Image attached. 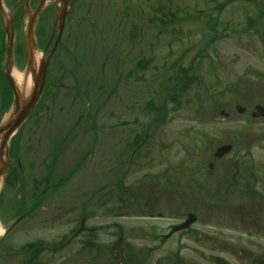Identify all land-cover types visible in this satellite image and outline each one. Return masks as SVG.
<instances>
[{
  "label": "flooded vegetation",
  "instance_id": "af4514ba",
  "mask_svg": "<svg viewBox=\"0 0 264 264\" xmlns=\"http://www.w3.org/2000/svg\"><path fill=\"white\" fill-rule=\"evenodd\" d=\"M228 2L252 8L257 16L252 21L249 15L246 21L264 24V0ZM174 8L173 0H0V124L14 102L9 79L27 83L28 36L35 41L37 63L46 66L40 100L11 138L8 158L4 156L8 163L0 169V264H43L48 250L41 232L47 227L58 231L49 244L60 264H75L80 241L83 247L89 245L95 200L102 199L103 206L98 207L110 211L106 164L125 163L127 146H135L143 136L138 134L140 120L127 115L130 105L126 104L135 103L132 109L143 116L139 107L143 98L150 96L154 103L158 96V41L175 35ZM137 51L147 54L139 58ZM234 87L238 86H229ZM257 102L248 113L245 108L238 115L248 114V123L264 121L253 117L258 107L264 108V96L258 95ZM220 115L238 122L232 114ZM249 131L219 129L217 143L203 131L202 163H168L162 179L168 185L171 213H175L176 185L181 184L182 208L191 193L205 200L201 208L184 209L180 224L190 214L199 219L212 215L215 223L198 227V222L166 240L159 234L156 242L165 244L182 235V246L207 264L211 255L230 264H253L254 258L264 261V160H254L255 148L264 146V134L257 139ZM128 136L133 143H126ZM147 139L145 135L143 141ZM223 146L232 149L220 158L216 155ZM116 152L115 162L105 157ZM86 163H102L103 170L96 171L93 165L84 175ZM126 176L127 172L121 179ZM99 177L102 188L84 190V182ZM208 201L213 208L206 214Z\"/></svg>",
  "mask_w": 264,
  "mask_h": 264
},
{
  "label": "rangeland",
  "instance_id": "374dc122",
  "mask_svg": "<svg viewBox=\"0 0 264 264\" xmlns=\"http://www.w3.org/2000/svg\"><path fill=\"white\" fill-rule=\"evenodd\" d=\"M174 1L176 6H182L184 2L189 6L186 15H181L183 11H180L177 17L178 21L183 19L187 23L175 25L178 29L174 33L175 39L158 41V73H155L159 76V97L152 99L158 101L157 105L154 103V107L166 112L167 116L163 120L160 119V113L156 118V113L151 112L149 116L144 110L143 116H140L139 112L132 109L137 107L135 103L126 104L127 107L130 105L127 115L141 122L138 134L141 133L143 137L146 135L148 139L145 142L139 139L135 146H127L125 163L106 164L107 170L109 169L107 176L110 184L111 212H103L101 207H98L103 206L102 199L95 200V214L90 217L89 222L95 232L88 236L91 237L90 244L94 247H83V242L80 241L75 264H115L119 238H123L124 264H207L205 261L199 262L201 260L191 250L182 246V243H185L182 235L165 244L156 242L159 234L169 233L172 225L181 222L184 209L201 208V203L205 200L191 193L186 207L182 208L185 191H182L181 184L176 185L172 201L175 208L173 215L171 208L169 209L168 185L162 175L165 174L168 163L202 161L198 147L203 131L207 133L208 139L214 140L217 139V130L231 127L250 128L249 132L253 134L251 137L257 139L264 134V121L248 123L247 120L251 119L248 114L241 117L236 111V106L242 105L247 108L248 113L258 103V95L264 96V92H257L264 91V34H257L255 29L245 30L251 22H247L246 18L250 15L254 21L256 12L252 8H241L230 3L221 16L218 13L211 15L215 7L222 6L227 0ZM208 19L218 22L217 28L214 25V29H217L221 39L214 41V37L206 38L210 35L209 30L201 25ZM180 29L188 34L186 38H180ZM244 31L247 33L244 34ZM143 54L147 53L136 52L137 57ZM168 66L175 68L173 74L169 75L178 76L177 72L181 68L188 71V86L182 93L175 91L173 101L170 95L167 96L168 92L161 94L163 89L167 90L171 86L164 71ZM232 85L238 87H228ZM150 99V96L143 98L139 107L145 108ZM221 111L232 114L238 122L230 123L232 121L225 120L220 115ZM215 141L217 143L218 140ZM126 143H133V139L128 136ZM254 152L255 162L264 160V146L255 148ZM116 154L117 152L107 153L105 157L115 162ZM93 165H96V171L103 170L102 163H86L81 173L86 175ZM126 172L127 176L122 184L124 191L121 189L120 179ZM102 182L100 177L98 181L90 178L88 183L84 182V190L96 191L98 187L102 188ZM142 206L152 208L155 217L137 213L142 211ZM212 208V203L208 201L206 214ZM162 213V218L157 217V214ZM201 223L213 224L215 220L208 214L203 216L198 227ZM57 233V230L50 227L41 232L46 237L48 250L51 247L50 240L56 237ZM86 236L82 239H86ZM190 247L196 248V245L190 243ZM195 250L200 251L198 248ZM231 250L235 251L236 248ZM224 256L230 257L226 254ZM43 264H60V261L47 251Z\"/></svg>",
  "mask_w": 264,
  "mask_h": 264
},
{
  "label": "water",
  "instance_id": "95a60500",
  "mask_svg": "<svg viewBox=\"0 0 264 264\" xmlns=\"http://www.w3.org/2000/svg\"><path fill=\"white\" fill-rule=\"evenodd\" d=\"M30 65H31V59H30ZM30 70V68H29ZM37 72L32 71V77L35 81V88L31 91L30 95L26 97L24 94H21L15 87V109L12 113V115L9 117V119L5 122V124L0 128V138L1 140L8 142L9 138L14 134L26 121V119L29 117L32 109L34 108L35 104L37 103L42 87L44 85L45 80V72L40 71L39 72V78L42 83V87L39 84V79L36 76ZM238 110L242 113L244 110L239 107ZM258 116H264V113L258 115ZM223 151V150H222ZM223 152H228L227 149H225ZM196 221V218L194 216H190L188 221L175 228L173 232L182 231L184 229H187L191 224H193ZM122 246V240L119 241L117 251L119 255L118 264H121L123 260V255L121 251ZM213 264H227L225 261L218 259V258H212L211 259Z\"/></svg>",
  "mask_w": 264,
  "mask_h": 264
},
{
  "label": "bare ground",
  "instance_id": "6f19581e",
  "mask_svg": "<svg viewBox=\"0 0 264 264\" xmlns=\"http://www.w3.org/2000/svg\"><path fill=\"white\" fill-rule=\"evenodd\" d=\"M36 60V59H35ZM37 61V60H36ZM20 77V76H19ZM0 229H1V227H0Z\"/></svg>",
  "mask_w": 264,
  "mask_h": 264
}]
</instances>
